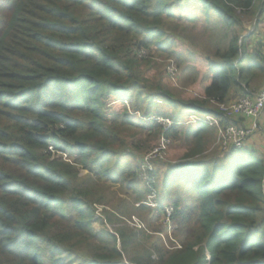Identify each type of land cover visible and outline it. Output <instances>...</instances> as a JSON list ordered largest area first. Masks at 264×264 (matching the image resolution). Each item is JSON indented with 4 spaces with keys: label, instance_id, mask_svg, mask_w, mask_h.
Returning <instances> with one entry per match:
<instances>
[{
    "label": "trees",
    "instance_id": "trees-1",
    "mask_svg": "<svg viewBox=\"0 0 264 264\" xmlns=\"http://www.w3.org/2000/svg\"><path fill=\"white\" fill-rule=\"evenodd\" d=\"M256 1L0 0V264H207L206 252L211 264H264V157L213 150L215 128L156 104L213 115L223 126L244 123L225 119L210 101L245 96L253 71L264 72L263 55L244 68L235 32H247L237 13L252 19ZM183 3L198 5L205 25L215 17L233 34L223 51L186 67L203 100L174 97L164 68L137 58L145 49L179 60L168 20ZM186 19L194 21L191 13ZM152 116L173 125L163 131L146 120ZM161 136L170 141L167 162L153 174L159 205L173 206L181 247L172 251L119 218L137 215L150 233H165L160 208L134 206L147 192L131 166ZM50 146L73 164L50 160ZM101 181L128 192L132 204L120 198L113 206ZM172 187L181 188L173 198ZM99 202L116 210L106 214L113 234L92 227Z\"/></svg>",
    "mask_w": 264,
    "mask_h": 264
},
{
    "label": "rangeland",
    "instance_id": "rangeland-1",
    "mask_svg": "<svg viewBox=\"0 0 264 264\" xmlns=\"http://www.w3.org/2000/svg\"><path fill=\"white\" fill-rule=\"evenodd\" d=\"M199 9L198 5H187L183 3L182 5V13L180 12H175L176 15H178V18H173L171 21L168 20L171 24L169 25V28L171 31L174 32V34L178 35V39L176 42L172 43L170 48L171 52H176L177 56L179 57V60H176V55L173 54L171 57L167 58H160L159 56H150L149 52L146 51L145 49L142 50L140 53L141 56H138L137 58L140 60H151L157 63L160 67H163L165 70V82L164 84L167 85L166 88L168 91L174 96L179 99H182L186 101L188 98H196L199 100H203L204 98L201 96V91L203 89L202 85L199 84L198 78H196V75L194 77H191L189 75V72L186 70V67L190 64H193L195 60L199 61H204L206 57H213V53L216 50H221L223 51L230 38L233 36L232 33H227L225 29L222 27L221 23L216 20L215 17H212L210 20V23L208 25L204 24V19L203 15L197 11ZM191 13L194 17V21L190 22L186 19V14ZM239 17H241L243 20L248 19L243 12L239 14L237 13ZM258 25H253L251 21V26L253 30H256L255 37H260V41H264V38L261 35L260 32L263 31V24H264V14L262 13L257 21ZM171 26H174L172 28ZM255 28H254V27ZM236 35L241 37L242 32L241 29L239 28L238 30L236 29ZM238 33V34H237ZM251 34V31H250ZM246 35V34H245ZM248 35L240 41L239 38V44H241V51H242V57H243V66L246 68L250 63L253 62L254 56L259 55V51H261V47L258 46L255 43V48L251 49L248 48L246 38ZM154 46H151L150 50L153 52ZM155 55V54H154ZM263 56H264V51H263ZM169 58V59H168ZM214 60L215 59H211ZM216 62V61H215ZM190 63V64H189ZM191 66V65H190ZM194 67L191 66L190 69L196 68L195 65ZM188 68V67H187ZM192 71V70H191ZM253 78L251 83L249 84L250 89H254V92H259L260 90L264 89V72L262 71H253ZM158 74V69H153L149 75V78L152 80H155ZM236 101V100H234ZM231 101V102H234ZM230 102V103H231ZM125 105L129 106L130 101L125 100L124 101ZM156 104L163 106L166 110V112L174 111L177 113V117L181 121H187L185 123L187 124H193L190 120V117L193 115H196V113L192 111H180V109L177 107H168L166 103H164L161 99L156 100ZM211 104V103H210ZM212 105V104H211ZM214 106V105H213ZM215 107V106H214ZM140 116V115H139ZM155 118L157 116H152V118ZM151 118V117H149ZM147 118V119H149ZM160 118H165V120L168 119V121L172 124V121L170 118L167 117H160ZM146 119V120H147ZM182 123V124H185ZM261 128L264 129V122L261 125ZM160 143H162L165 147L164 153L162 151L161 153V160H164L162 162H167V156H168V149L170 146V141L168 142L160 139V137L157 139L156 145L153 147L154 149L157 148ZM247 149H255V151L258 154H261L264 157V132L261 130H257L253 136L249 139L247 142ZM152 148V149H153ZM214 150V149H213ZM151 151V149L142 154L143 156L148 154ZM217 151V150H216ZM46 154L50 155V160H59L61 162L65 163H70L73 164V160L70 158L69 155L63 154V153H56L54 149L51 148V151L47 152ZM139 154V153H136ZM142 155L138 159V163L135 165H131L132 167L134 166H139V161L142 158ZM160 163V162H159ZM157 163V164H159ZM154 165L155 166L157 165ZM156 169V168H155ZM79 176L85 177L87 175V172L84 170L79 169ZM158 177L161 180L160 174ZM143 185V188L146 187L143 182H141ZM160 184V183H158ZM101 186H106L107 192H106V197L107 198H112V205L115 206L119 203V199H126L132 204V199L129 197L127 194L128 192H121L118 188L117 185H110L105 182H100ZM158 188V187H156ZM145 189V188H144ZM181 188H176L172 187L169 189L171 191V194L169 197L173 196V193L179 192ZM158 193V192H157ZM100 194H102V190L100 191ZM131 195V193H130ZM173 198V197H172ZM171 202V201H169ZM144 203H136L134 206L139 207ZM147 206V205H146ZM94 219L92 220V227L95 229V231L99 230H106L110 232L111 234L114 233V225H112L109 221H107L106 214H114L116 211L115 208H113L111 205H108L107 203L99 202V203H94ZM150 208V207H148ZM152 209V208H150ZM117 217L118 215L115 214ZM119 217V216H118ZM264 217V215H263ZM119 218L122 219L123 224L128 226L129 228H133L135 230H142L148 235H157L160 240H161V245L163 248L167 251H172L174 249H179L180 244L177 240V236L179 235L178 230L176 225L171 223L169 229L167 226H165L164 222V217L161 214L160 218L157 221V224L162 226L165 230V233H150V230L147 229L144 225V223L141 221V219L137 215H132L130 218L120 216ZM264 231V230H263ZM264 237V235H263ZM262 238V237H261ZM175 244H178L175 246Z\"/></svg>",
    "mask_w": 264,
    "mask_h": 264
},
{
    "label": "built area",
    "instance_id": "built-area-1",
    "mask_svg": "<svg viewBox=\"0 0 264 264\" xmlns=\"http://www.w3.org/2000/svg\"><path fill=\"white\" fill-rule=\"evenodd\" d=\"M214 105L221 116L227 120L242 118L243 122H238V124H229L227 126L221 125L220 121L213 115H193L190 117V120L193 124L203 123L208 127L215 128L216 138L212 146V149H216L218 152L227 153L230 150H241L247 148V142L253 136L257 130L264 132V129L261 128L262 118L264 115V89L259 92H254V90L247 91L245 96L240 97L234 102L224 103L217 101H210ZM147 120H154L159 124L163 131L170 129L173 125L165 118L160 117H151ZM160 139L162 142H168V140L161 136ZM52 146L49 147V151ZM165 147L162 143L157 148L151 149V151L142 156L139 161L138 166V180L143 182L146 187L145 191L147 192L146 200L144 202L147 207L152 209L160 208L162 215L164 217L165 226L170 227L171 225V216L173 213V206L169 204L159 205L157 201V192L155 188V177H154V165L162 162L161 153H164ZM55 151V150H54ZM60 153V152H56ZM64 154V153H63ZM262 190L264 195V178L262 180ZM263 215H264V201H263ZM178 244H175V246ZM178 248H180L178 246ZM207 264L210 263V256L208 252L205 253Z\"/></svg>",
    "mask_w": 264,
    "mask_h": 264
},
{
    "label": "crops",
    "instance_id": "crops-1",
    "mask_svg": "<svg viewBox=\"0 0 264 264\" xmlns=\"http://www.w3.org/2000/svg\"><path fill=\"white\" fill-rule=\"evenodd\" d=\"M254 7H257L256 10L254 9V12H255V16L251 19L250 17H248V19L244 20L243 21V24L244 26L246 27L247 29V32L244 33L242 32V35L240 38L244 39V37L246 35L247 38H246V42H247V46L249 49H251V51H253L256 46H255V43L261 47V51H259V55H263V51H264V41H260V37H255V34H256V30H253L252 26H251V22L249 21V19L252 21V24L253 25H258L257 21H258V18L259 16L263 13L264 14V0H257L255 2V5ZM254 27V26H253ZM255 28V27H254ZM263 31L260 32L261 35L263 38H264V24H263ZM250 31H251V34H250ZM255 33V34H254ZM246 34V35H245ZM242 41V40H241ZM253 49V50H252ZM254 90V89H252ZM264 122V115H263V118H262V123ZM214 144V143H213ZM213 146V145H212Z\"/></svg>",
    "mask_w": 264,
    "mask_h": 264
}]
</instances>
